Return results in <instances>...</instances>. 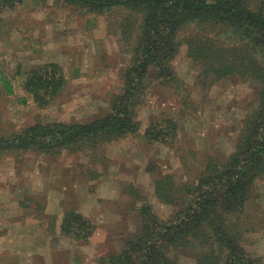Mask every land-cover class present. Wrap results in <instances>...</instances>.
<instances>
[{
  "label": "rangeland",
  "instance_id": "obj_1",
  "mask_svg": "<svg viewBox=\"0 0 264 264\" xmlns=\"http://www.w3.org/2000/svg\"><path fill=\"white\" fill-rule=\"evenodd\" d=\"M2 19L0 69L13 78L17 93L0 96V129L11 132L40 120H91L109 111L130 55L121 41V13L80 16L62 2L28 0L5 11ZM48 61L63 65L66 89L45 108L32 98L22 103L19 97L27 95L24 72ZM173 63L183 81L181 90L151 79L139 117L143 128L175 117L180 135L174 144L150 143L134 135L107 144L97 163L87 154L67 152L10 153L1 159L0 264H95L116 251L121 238L134 229L135 208L144 200L162 216L171 214L169 205L154 200L149 163L157 164V172H171L181 167L188 151H196L197 165L211 155H229L242 118L257 101V82L231 74L211 88L200 87L199 68L185 44ZM129 182L141 192L135 198L124 191ZM256 197L260 205L250 202L248 215L255 230L247 233L245 243L252 254L264 256V178ZM69 208L92 218L96 228L89 241H75L61 232ZM41 224L48 225L44 238L35 231ZM187 252L179 264H194L195 253Z\"/></svg>",
  "mask_w": 264,
  "mask_h": 264
},
{
  "label": "trees",
  "instance_id": "obj_2",
  "mask_svg": "<svg viewBox=\"0 0 264 264\" xmlns=\"http://www.w3.org/2000/svg\"><path fill=\"white\" fill-rule=\"evenodd\" d=\"M26 1L0 0V21L5 11ZM53 2H62L80 16L121 13V41L130 54L121 72L122 84L111 94L109 111L102 116L40 120L11 132L1 128L0 161L6 154L35 151L52 156L87 154L97 163L107 144L134 135L150 143L174 144L180 135L179 121L169 116L143 128L139 107L146 101L151 79L181 90L183 81L173 62L185 44L199 68L196 84L208 89L228 75H239L257 82V101L242 118L226 157L211 155L197 165L196 151H188L181 157V167L171 172H157V164H148L154 200L169 205L171 214L162 216L144 200L135 208L134 229L121 238L116 251L95 264H179L187 251L195 253L194 264H264V256L252 254L245 243L247 233L255 230L248 219L249 204L260 205L256 192L264 178V0ZM24 75L27 95L19 100L27 103L32 98L40 108L52 104L68 85L58 61L41 63ZM16 93L13 78L0 69V96ZM128 184L125 192L133 197L141 194L133 182ZM60 227L67 237L84 242L96 228L90 216L75 208L67 209Z\"/></svg>",
  "mask_w": 264,
  "mask_h": 264
},
{
  "label": "crops",
  "instance_id": "obj_3",
  "mask_svg": "<svg viewBox=\"0 0 264 264\" xmlns=\"http://www.w3.org/2000/svg\"><path fill=\"white\" fill-rule=\"evenodd\" d=\"M41 222V221H40ZM38 224H40V223H38ZM48 227V225H46V224H41V226L40 225H38V228L35 230V231H37V233H40V236H43V237H41V238H44V235L48 232L47 231V229L46 228ZM31 228H33V226L31 225ZM28 230V229H27ZM0 231H2V230H0ZM33 230H30L29 232H32ZM46 231V232H45ZM45 232V233H44ZM40 238V239H41ZM36 240H39V238L37 237L36 238Z\"/></svg>",
  "mask_w": 264,
  "mask_h": 264
}]
</instances>
